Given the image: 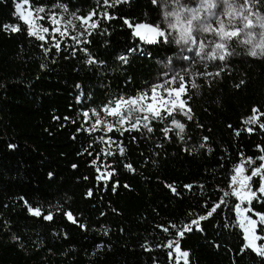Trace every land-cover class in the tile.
Here are the masks:
<instances>
[{
  "label": "trees",
  "instance_id": "obj_1",
  "mask_svg": "<svg viewBox=\"0 0 264 264\" xmlns=\"http://www.w3.org/2000/svg\"><path fill=\"white\" fill-rule=\"evenodd\" d=\"M250 1L264 13V0ZM17 2L24 0H0V264H176L168 240L179 241L189 264H264L251 249L241 254L247 241L235 210L239 199L231 194L232 174L241 161L263 165L264 54L250 56L247 44L227 39L225 59L196 63L181 80V100L193 117L173 113L185 125L183 139L178 129L164 136L171 117L150 118L153 132L142 126L123 135L113 130L107 135L115 147L107 149L100 139L105 133L88 131L83 113L145 93L162 65L178 56V44L166 32V38L150 39L134 33L138 24L161 23L158 0H28L50 19L40 21L51 30L43 33L45 41L27 34ZM53 9L66 20L90 17L98 27L91 36L53 33ZM72 37L89 39V53L104 63L87 64L78 51L85 45ZM57 40L61 52L53 47ZM120 55L127 63L117 59ZM253 115L257 123H245ZM129 163L134 171L125 168ZM112 170L106 187L97 176ZM252 182L262 183L260 176ZM24 200L44 214L53 212V221L32 216ZM220 201L199 230L193 225L183 238L176 235L172 224L182 229ZM247 206L254 218L264 215V198ZM258 232L264 235L260 226Z\"/></svg>",
  "mask_w": 264,
  "mask_h": 264
},
{
  "label": "rangeland",
  "instance_id": "obj_2",
  "mask_svg": "<svg viewBox=\"0 0 264 264\" xmlns=\"http://www.w3.org/2000/svg\"><path fill=\"white\" fill-rule=\"evenodd\" d=\"M158 2L162 8V20L159 25L152 28H157L160 31L166 32L168 37L175 39L179 47V53L175 59L169 60L162 65L161 72L152 82L150 88L144 93L147 94V98L142 104L152 102L150 89L153 86L161 85V87L157 88V96L164 97V99L167 100L169 97L168 91L164 87L165 85L167 88L171 89L173 93L183 86L181 80H173V77L176 75L184 77L187 73H191L192 67L196 63L207 64L209 62L225 59L230 54V50L226 43L227 39H234L237 45L243 46L247 44L248 52L255 50L257 53L256 56H262L264 54V48L258 46L264 44V35H262L264 34V13L254 8L250 0H158ZM20 4L22 5L21 11L25 15H27L29 10L33 12L30 19L35 22L34 26L42 25L39 17L50 20L43 12L37 13L35 11L39 8H32L28 3L24 2ZM49 14L50 18L54 16L57 20L54 28H59L60 32H65L66 34L75 33L80 36V33L84 31V26H82L83 21L87 19L88 23L91 24L89 18H81L79 21L76 18L66 20L62 14L58 15L59 12L56 9L49 11ZM149 28L151 27L141 29V34L146 39L155 36L154 33L148 31ZM50 31L51 30H49V32ZM232 32H236L238 35H229V33ZM41 34H43V32H41ZM250 36L251 43H247ZM157 103H159V101H157ZM126 109L127 105L122 109V113L126 111ZM95 111L99 113L102 119V124L98 127L100 128L99 131L105 133L104 143L106 148L112 149L115 147V142L107 135L110 133L107 131V125L109 123L113 124V130H116V118L108 115L103 109ZM144 114L143 112L133 113V118L137 115L140 116V127L143 124ZM89 117L88 129L95 123L93 110L89 112ZM150 118L151 116H149V122L151 121ZM129 126V123H125L124 128H128ZM109 138L113 141L112 143L106 142ZM241 164L244 165L243 176H250L251 172L258 167L252 163V160H243L238 166ZM235 169L232 176L236 175ZM250 183L253 191L259 188V186L255 187L252 180ZM236 186L237 185H233V189ZM241 209H248L247 202L241 205ZM244 215L254 220L259 219V217L254 218L250 215L249 211H245ZM240 219H242L241 216ZM256 234L264 236L258 232V228ZM261 243H264V241H257L258 245Z\"/></svg>",
  "mask_w": 264,
  "mask_h": 264
},
{
  "label": "snow or ice",
  "instance_id": "obj_3",
  "mask_svg": "<svg viewBox=\"0 0 264 264\" xmlns=\"http://www.w3.org/2000/svg\"><path fill=\"white\" fill-rule=\"evenodd\" d=\"M24 3H28V0H24ZM104 3L108 4V0H104ZM109 6H113V5H109ZM61 7H63V5H61ZM21 8H22V5L19 2H17L16 10L19 13L18 19L22 20L24 22V24L27 25V29H26L27 34L31 37H35L39 41H45V36L43 34H41V32L48 33L49 29L47 27L34 26L35 22L30 19V17L33 15V12L31 10H29L27 15H25L21 11ZM66 10L67 9L65 8V11ZM35 11L37 13H40V12H44V9L39 8V9H36ZM104 15H105V18L111 19V17H107V13H104ZM39 19H44V17H39ZM51 19H52V23L55 25L57 23L56 18L53 16ZM77 19H80V18H77ZM89 19H90V17H89ZM125 23H128V21H125ZM98 24H99L98 21L89 24L88 20L85 19L83 21V25H82V26H84V31L81 32L80 35L91 36L93 30L97 29ZM5 27L6 28L10 27L12 32H18L21 30L19 26H7L6 25ZM129 27H132V25L129 24ZM145 27L146 26L143 24L136 25L135 35L141 37V39H144V36H142V34H141V29L145 28ZM148 31L154 33L156 36H159L161 38H166V33L163 31H160L157 28H149ZM56 32H60V29L54 28L53 33H56ZM104 32H106V30L101 29V34H103ZM65 34H66L65 32H60L61 36H64ZM229 35L236 36V35H238V33L232 32V33H229ZM72 39L76 40L77 44L85 45V47L79 48L78 51L85 54V62L87 64H97V63L103 64L104 63L103 61L98 62L93 57V55L91 53H89L88 47H87L91 43V41L89 39L80 40L77 37H72ZM155 42L156 41H150V43H155ZM161 42H163V40H161ZM53 47L56 48L57 52L63 51V49H61V45H60V42L58 40L53 45ZM47 51H50V49L46 48V52ZM129 51H132V50H129ZM117 59L123 61L124 63H127V59H126L125 55H120L117 57ZM209 75H211V73H209ZM216 75H219V73H216ZM182 79H183V77H181L179 75H176L175 77H173V80H182ZM194 86L195 85H193V87ZM158 87H161V85H155L150 89V92L152 94V102L151 103L142 104V102L147 98V94L142 93L140 96H138L136 98H128L127 100H124L123 98H118L112 102V105H114V106H109V105L102 106L104 112H106L108 115H111L112 117L116 118V131L120 132L121 135H123L124 131H133L134 130V131L139 132L140 131V125H141V118L138 115L133 118V113L143 112L145 114L143 116L142 127L144 129H146L148 133L153 132V128L150 126L149 116H151V119L158 120L160 122H163L166 118L171 117V127H164L162 129L164 136L168 137V134L171 131H173L174 129H178V132H176V135L180 136L181 139L184 138L182 134L185 132V125L183 123H181L180 121H178L175 118V116L173 115V113H175V112H181V113H183L184 116L187 117L188 120L193 119V117L191 115V109L189 108V109L185 110V106H184L185 102L180 99L181 93L184 92L183 86H181L178 91H175L173 93V91L171 89L167 88V86L165 85L164 87L168 91V97H169V99H167V100L164 99V97L157 96V88ZM157 101H159V103H157ZM125 105H127V109H126V111H124L122 113V109L125 107ZM253 111L255 112L257 110L254 109ZM83 116H84L85 120H88L90 118L88 111H85L83 113ZM93 116H95V123L91 125V127L88 129V131H99L100 128L98 126L102 124V119H101L99 113L96 112L95 110H93ZM257 121H258V117L253 115L250 119L245 121V123L254 124V123H257ZM125 123H129L130 126L128 128H124ZM113 127H114V125L109 123L107 125V131L108 132L113 131ZM260 127L262 129H264V123H260ZM251 130L252 129H250V128L248 129V131H251ZM78 131H80V129H78ZM236 134L239 135L240 134L239 131H237ZM100 139L102 142H105L103 136ZM204 139L207 140V137H205ZM106 142L112 143L113 141L111 140V138H109L108 141H106ZM9 147L14 148L15 146L9 145ZM200 147H204V144H201ZM89 148H91V145H89ZM101 151L104 154L112 155V153L107 152L106 150H101ZM85 152H87L88 155L93 154L88 149H85ZM119 152H120L121 156L124 155V149L122 147L119 149ZM97 159H98V157H97ZM97 159H94L92 161V163L96 164ZM260 159L264 160V157H260ZM101 163H103V162L101 161ZM74 167H76V166L74 165ZM125 168L128 171H134V169L132 168V165L130 163L125 164ZM262 169H264V165H260L257 168H255L251 172L250 176H243L242 174L244 172V165L241 164V165L237 166L235 169L236 175L232 176V178H231L232 184L237 185V186L234 187L233 192L231 194L236 196L240 200V203L235 205V210H236L238 216L242 217V219H240V221H239V226L243 229L244 239L247 241V243L244 244L241 248V254H246L247 250L251 249L258 256L264 257V243H261L259 245L257 244V241H264V236H260V235L256 234L258 226H260V231L264 232V215H259V219L254 220V219L244 215L245 211H251L250 208L244 209V210L241 209V205L244 204L245 202H247L249 205H251V202L253 199L264 198V182H262L260 184L259 188L256 191L252 190L251 183H250V181L252 180V177H255V176H260L261 181H264V171H262ZM96 170L99 172L100 167H97ZM114 174H115V170L107 171L106 176L102 174L100 176H97V179L98 180L103 179L105 181V186L107 187V180L109 178H112L114 176ZM49 175L51 176V173ZM124 187H128V186L125 185ZM185 187L191 188L192 186L187 185ZM112 190L113 191L116 190V185H112ZM172 191L175 192L176 189L172 188ZM258 193L262 194V196H258ZM88 195L91 196L92 192L89 191ZM225 195H228V193H225ZM20 199L23 200V197H21ZM222 203H223V201H220V203L215 204L211 208V210L207 212L206 215H202L198 219H192L190 222L184 224L182 229H179L178 225H176V224H172L171 227L178 229L176 235L183 238L185 235V232H190L193 230V225H195L196 229L199 230L200 229V221L206 220L208 217L212 216L213 213H216L217 209L220 208V205ZM24 204L32 216L41 217L42 219H44L46 221H53V219H54L53 212H48L47 214H44L41 207H39V206L33 207L26 200H24ZM55 211L64 212L67 219L74 224L78 222L77 219L73 216V214L70 211H64L62 208H58ZM81 227H84V226L81 225ZM163 231L165 233H167L169 231V229L167 227H165L163 229ZM14 239L18 240L19 238L14 237ZM165 246L169 249H173L174 253L176 254V264H179L181 259L183 260V264H189V262H188L189 253L187 251H184V252L181 251L180 243L178 240H168ZM168 255L171 257L173 255V252H169Z\"/></svg>",
  "mask_w": 264,
  "mask_h": 264
},
{
  "label": "clouds",
  "instance_id": "obj_4",
  "mask_svg": "<svg viewBox=\"0 0 264 264\" xmlns=\"http://www.w3.org/2000/svg\"><path fill=\"white\" fill-rule=\"evenodd\" d=\"M262 35H264V34H262ZM247 43H251V36H250L249 41H247ZM258 46L264 48V44H261V45H258ZM249 55L255 57V56L257 55V53H256L255 50H251V51L249 52Z\"/></svg>",
  "mask_w": 264,
  "mask_h": 264
}]
</instances>
